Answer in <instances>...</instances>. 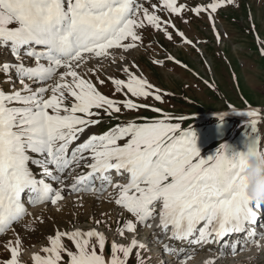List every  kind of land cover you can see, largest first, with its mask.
<instances>
[{
  "label": "snow or ice",
  "instance_id": "1",
  "mask_svg": "<svg viewBox=\"0 0 264 264\" xmlns=\"http://www.w3.org/2000/svg\"><path fill=\"white\" fill-rule=\"evenodd\" d=\"M233 3L211 0L190 7L159 0L150 10L140 0H0V234L32 215L28 205L59 211L66 196L77 194L80 203L91 192L106 193L120 217L116 233L126 241H109L95 226L57 228L40 250L44 255L32 254L34 264H132L133 257L134 264H149L147 245L136 236L138 225L150 228L149 221L157 217L161 235L186 245L163 244L179 264L191 258L196 245L216 243L233 254L243 250L241 241L225 239L232 235H242L244 246L261 247L249 226L258 219L254 209L264 202L248 197L244 177L246 152H264L259 109L246 112L251 131L245 133V151L221 143L206 158L192 126L173 122L188 116L163 112L160 118L120 119L141 110L162 113L137 100L163 102L171 94L153 85L125 55L143 46L146 27L175 43L171 28L182 44L193 45L174 17L183 19L190 11L203 18L206 13L215 28L213 14ZM216 39H222L218 31ZM167 60L181 63L172 55ZM106 62L116 65L123 78L106 74ZM108 82L111 96L100 90ZM116 94L124 99L113 98ZM225 114L219 113L221 122ZM111 121L117 122L93 131ZM93 224L112 228L108 213L93 218ZM259 236L264 239V232ZM7 247L11 258L4 264H21L20 236Z\"/></svg>",
  "mask_w": 264,
  "mask_h": 264
},
{
  "label": "rangeland",
  "instance_id": "2",
  "mask_svg": "<svg viewBox=\"0 0 264 264\" xmlns=\"http://www.w3.org/2000/svg\"><path fill=\"white\" fill-rule=\"evenodd\" d=\"M140 2L150 10L152 3L159 6V0H140ZM177 2L195 7L198 4L209 3L211 0H177ZM159 14L167 16V13ZM201 15L203 18L188 11L183 19L177 16L173 20L176 28L183 31L188 39L193 40V45L182 44L175 30L171 28L169 31L173 32L175 43L169 41L162 32L146 27L142 32L143 46L125 53L128 61L135 60L143 75L153 85L159 87L162 92L171 94L165 95L163 102L154 101L152 98L147 101L137 100L138 103L146 102L161 108L162 113H154L148 109L139 113L132 112L127 117L121 116L120 119H134L137 115L148 119L160 118L163 112L173 116H188L187 120L173 122H180L185 128L192 126L196 134V146L200 150L201 157L206 158L214 155L221 143L235 151H245L247 140L245 133L251 130L249 124L242 118L228 117L222 122L212 119L208 123H199L201 115L255 108L260 110L257 128L264 146V0H234L232 5H222L213 14L215 28L212 27L213 22L209 21L206 13ZM217 31L222 34L219 42L216 39ZM168 55L174 56L181 63L177 65L174 61H168ZM155 60H164L165 64H155ZM104 69L106 74L123 78L116 65L106 62ZM2 86L9 87L6 84ZM110 88L111 83L108 82V86L101 87L100 90L111 96ZM113 98L124 99L121 94H116ZM116 122L102 123L93 131L97 133L105 131ZM105 194L95 196L85 194L80 203L76 202L77 194H72L66 196L59 211L51 206H44L40 211L25 217L15 224L14 229L0 236V264L11 258L7 244L14 240L17 234L22 240L21 264H34L32 254L35 252L44 255L40 250L48 244L47 237L54 234L57 228L71 230L72 225H75L87 230L95 226L105 232L109 241L116 239L118 243L126 242L116 233V221L120 220V217L117 215V209L105 198ZM104 213L109 214L112 222L110 230L104 225L93 224V218L101 219ZM141 226L138 225L139 233L136 238L146 244V236ZM128 235L130 239L131 234ZM65 242L72 247L70 242ZM261 243L262 241L260 245ZM254 246L257 247L255 244L249 246L253 251L248 258L240 256L241 252L238 255L224 254L219 257L215 255L218 250L215 247H211V253L201 249L194 253V257L188 260V263L203 264L200 259L202 260L204 256H213L215 259L212 264H264V246L256 250ZM147 248L144 256L150 257L149 264H179V261L173 258V254L163 252L161 255L156 245ZM106 250L110 255V242L106 245ZM245 252L247 251H242L243 254ZM240 257L245 260L241 262ZM195 258H199V261ZM131 259L134 264V257Z\"/></svg>",
  "mask_w": 264,
  "mask_h": 264
},
{
  "label": "clouds",
  "instance_id": "3",
  "mask_svg": "<svg viewBox=\"0 0 264 264\" xmlns=\"http://www.w3.org/2000/svg\"><path fill=\"white\" fill-rule=\"evenodd\" d=\"M244 177L248 197L254 202H264V152H246Z\"/></svg>",
  "mask_w": 264,
  "mask_h": 264
},
{
  "label": "bare ground",
  "instance_id": "4",
  "mask_svg": "<svg viewBox=\"0 0 264 264\" xmlns=\"http://www.w3.org/2000/svg\"><path fill=\"white\" fill-rule=\"evenodd\" d=\"M12 59V57L11 56H9L8 57V60H11ZM85 195V194H84ZM89 195V194H88ZM87 195V196H88ZM76 196V195H75ZM86 196V197H87ZM91 196H95V195H91ZM68 198V197H67ZM104 198V197H103ZM91 199V198H90ZM44 207V205H37L36 207H34L35 209H32V210H30L29 212L30 213H35V212H37L38 210L40 211V209H42ZM54 209V208H53ZM150 223H153L152 222V220L151 221H149ZM154 222H155V220H154ZM264 223V222H263ZM15 228V224L13 225V229ZM12 230V229H11ZM261 233V232H260ZM258 238V239H257ZM259 238H260V236H259V234L255 237V239H257V240H259ZM260 241V240H259ZM262 241V243H261V246H264V239H262L261 240ZM260 241V242H261ZM182 246H186V245H182ZM250 246V245H249ZM181 247V246H180ZM212 247H215V248H217L218 250L215 252V255L216 256H222V255H224V254H229V255H234L231 251H230V248L229 249H225L223 252H222V250H221V248H219V247H216L215 245L214 246H212ZM177 248H179V247H177ZM250 247H245V248H242L243 250H245V251H247V252H245L244 254L242 253V250H239V251H237L236 253H237V255L240 253V256H245V258H248V257H250L251 255H252V251H251V249H249ZM201 249H203V250H205V251H208V252H210L211 253V251H210V249L211 248H207V247H201ZM254 249L256 250L257 249V247H255L254 246ZM248 250H250V251H248ZM204 252V251H203ZM167 253V252H166ZM28 254V253H27ZM228 255V256H229ZM247 256V257H246ZM194 257V251H193V254H192V256H191V258L189 259V260H192V258ZM174 258V257H173ZM241 259H240V261L242 262L243 260H245V259H243L242 257H240ZM196 259V258H195ZM214 257L213 256H204L203 258H202V260L200 259V261L204 264H206V262L207 261H209V260H211L212 262L214 261ZM196 260H198L199 261V258L198 259H196ZM226 261V260H225ZM187 263H188V260L186 261ZM249 262V261H248ZM186 263V264H187ZM192 263V262H191ZM174 264V263H173ZM189 264V263H188Z\"/></svg>",
  "mask_w": 264,
  "mask_h": 264
}]
</instances>
